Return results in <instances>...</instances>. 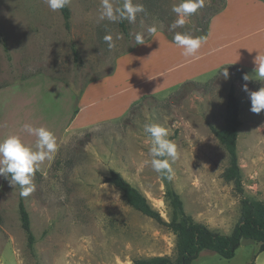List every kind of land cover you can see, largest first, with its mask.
<instances>
[{"label":"rangeland","instance_id":"1","mask_svg":"<svg viewBox=\"0 0 264 264\" xmlns=\"http://www.w3.org/2000/svg\"><path fill=\"white\" fill-rule=\"evenodd\" d=\"M179 2L133 0L145 11L134 23L125 19V37L119 21H99L101 0H70L68 30L60 12L51 11L45 0H0V88L13 91L2 105H10L24 82L41 77L60 81L34 91L52 102L49 108L40 99L24 108L12 100L13 110L0 117V137L7 131L2 139L19 135L35 149L36 137L23 129L31 124L47 128L57 141V151L35 171V190L28 196L0 177V264H133L137 258L173 257L175 235L130 207L115 186L103 181L111 170L137 187L165 220L171 213L165 191L171 187L194 220L229 233L239 218L240 195L220 175L228 154L209 124L223 126L231 83L239 101L236 142L243 195L264 198V111L251 112L243 90L247 84L249 91H257L264 81L225 79L219 71L228 60L243 62L246 74L254 72V58L264 53V6L252 0H205L183 27L169 31L177 19L172 7ZM112 3L122 7L124 0ZM212 16L215 30L227 28L231 45L213 57L214 69L181 81L171 51L168 59L161 56L167 54L163 41H172L175 32L195 36ZM152 26L154 35L147 31ZM109 34L112 48L104 41ZM137 34L144 44H136ZM81 95L93 110L86 109L72 125ZM85 119L92 122L79 125ZM145 124L166 128L177 147V158H169L171 179L144 163L151 159ZM20 199L35 237L32 249L19 220ZM257 245L243 239L230 259L203 250L194 264H243L245 255L247 264H253Z\"/></svg>","mask_w":264,"mask_h":264},{"label":"trees","instance_id":"2","mask_svg":"<svg viewBox=\"0 0 264 264\" xmlns=\"http://www.w3.org/2000/svg\"><path fill=\"white\" fill-rule=\"evenodd\" d=\"M262 1L264 2V0ZM59 12L63 18L64 27L68 30L70 28L69 20L71 14L69 6L67 5ZM207 25L208 22L202 31L195 36L205 37ZM119 26L125 37H128L125 20H119ZM72 53L74 60L78 61L79 54L74 46H72ZM225 67L229 75H233L235 79L245 82L243 77L246 72L241 66L233 64L223 65L219 69L222 76V70ZM223 122V126L220 128L212 124H209V128L228 154V164L220 175L225 182L232 183L233 188L240 195L239 218L229 233L218 232L209 228L206 224L194 220L190 214L186 213L179 194L171 187H168L165 191V197L171 211L169 220H165L151 206L145 195L118 172L111 170L104 177L103 181L115 186L121 192L123 200L130 207L152 218L158 224L165 226L175 235V253L173 257L155 255L148 258H137L133 261V264H192L203 250H209L224 259H230L235 255V251L243 239L258 242V252L264 250V198L255 199L243 195L236 142L237 131L241 121L239 119V101L233 83L230 84L226 95ZM18 213L27 246L32 249L35 237L31 231L29 214L22 199L18 202Z\"/></svg>","mask_w":264,"mask_h":264},{"label":"clouds","instance_id":"3","mask_svg":"<svg viewBox=\"0 0 264 264\" xmlns=\"http://www.w3.org/2000/svg\"><path fill=\"white\" fill-rule=\"evenodd\" d=\"M45 3L51 11L56 12L65 8L70 0H45ZM204 3L205 0H180L179 3L174 4L172 12L176 14L177 19L169 26V31L183 27L192 14L204 7ZM144 11L143 4L133 3V0H124L122 7H115L112 0H101V11L98 19L99 21L108 20L110 22L126 19L129 23H134L137 14ZM147 31L154 35L157 29L152 26ZM135 40L136 44H144L142 34H137ZM104 41L109 48L114 46L112 35H105ZM172 42L183 50L181 54L185 58H198L197 53L207 43V39L203 36L175 32ZM254 64V72L251 75L245 74L243 79L245 81L252 79L264 81V54L258 52L254 58ZM222 74L225 79L229 77L226 67L222 70ZM243 90L249 96L250 111L255 114L264 111V86L257 91H249L247 84H245ZM23 129L36 137L35 149L27 145L19 135H9L0 140V177L8 180L12 187L19 186L21 196H28L35 190L33 183L35 171L45 159H50L52 154L57 151V141L54 134L45 127H33L31 124H24ZM144 131L151 140L149 148L151 159L144 163L150 164L158 174L168 175V178L171 179L172 170L169 158L172 161L177 158L175 143L168 138L167 129L160 125L145 124ZM116 196H119V193Z\"/></svg>","mask_w":264,"mask_h":264},{"label":"crops","instance_id":"4","mask_svg":"<svg viewBox=\"0 0 264 264\" xmlns=\"http://www.w3.org/2000/svg\"><path fill=\"white\" fill-rule=\"evenodd\" d=\"M252 1L254 3L257 2L256 4H260L261 6H264V2L262 0H252ZM215 20H216V18L214 16H212L208 22L207 34L205 36L207 39V43L204 44V46H203L204 51L199 50V52L197 53L198 58H192V57L185 58L181 54L183 51L181 48L177 47L172 41L164 39L165 41H163L164 42L163 43L164 44L163 49L166 50L167 54L162 55V53H161V56L163 58L166 57L168 59L169 55H168L167 51H171L170 56L173 59V61L171 62V65H175L174 68L179 69L178 72H180V75L176 76V78H179V80L180 79H181V81L194 80V79H197V77L204 75L205 72L214 69V67H216V66L214 64L211 65V61H213V59H214L213 57L215 55H217L218 53L220 55H223L224 49L227 46L231 45V43L229 42V35H228L227 28L223 29V30H215V26H216ZM172 53L176 56H174ZM262 54H264V53H262ZM166 58H164V59H166ZM174 58H175V60H174ZM227 61L228 60H225L224 63L225 64H232L231 62H227ZM238 65L242 66V68H243V62H241V64H238ZM169 69H171V68H169ZM59 84H60V81L55 80L51 77H41L39 79H32L31 81L29 80L27 82L22 83L21 87H19V88L17 87V91L15 93L16 95H14V93L11 94V95H14L12 97L13 98L12 100L16 103H21L20 106H22V108H24L26 106L32 107L31 105H33V104H34V106H36L37 103H35L34 101L36 99H40V101L42 102L44 107L49 108L50 104L52 102L51 101H44L41 98V96H39L37 93H34V91L37 92L36 89L39 88V85L59 86ZM9 92H13V91H12V88H10L8 86L0 88V117H3V118H6L7 113L10 110H13L12 109L13 107L11 106L12 100H11L10 105L8 107H4L5 105H2V103L5 104V101L6 102L8 101L7 95L9 94ZM20 95L22 97H20ZM82 95L78 97L79 98L78 99L79 107L76 106V109H73L74 114H73L72 120H71L72 125H73V123L77 122L82 117V114L86 109L93 110L91 108V101L82 102V100H83ZM58 113H62L63 115H68V117H70V115L72 114V112L70 110H67V111L60 110ZM95 119H97L96 116H95ZM95 119L93 118L92 121ZM84 121H86V122H81L79 125H85V124H88L89 122H92L91 120L87 121L86 119ZM5 135H7L6 130L4 131L3 135H1L0 139H2ZM258 245H259V243H258ZM258 245L254 246L256 248V252L254 254L253 264H264V250L261 252H258ZM252 250L253 249H250V252ZM203 253H204V251H201L199 253V255L197 256V258ZM205 254H211V253H205ZM244 257L245 258L243 260V264H247L248 255H245ZM197 258L194 261H196ZM194 261L192 264H194Z\"/></svg>","mask_w":264,"mask_h":264}]
</instances>
